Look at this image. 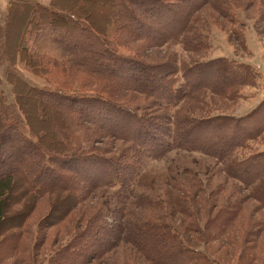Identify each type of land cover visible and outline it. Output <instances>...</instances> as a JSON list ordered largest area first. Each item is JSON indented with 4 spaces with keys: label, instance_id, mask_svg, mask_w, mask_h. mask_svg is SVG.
I'll return each instance as SVG.
<instances>
[{
    "label": "trees",
    "instance_id": "trees-1",
    "mask_svg": "<svg viewBox=\"0 0 264 264\" xmlns=\"http://www.w3.org/2000/svg\"><path fill=\"white\" fill-rule=\"evenodd\" d=\"M55 1L50 0L45 5L37 0H10L6 21L0 26V146L6 138V146L13 149V155L10 153L6 157L0 152V166L6 161L12 163L11 167L0 173V229L8 221L4 214L5 204L15 181L22 184L25 199L59 192L73 195L77 203L95 189L104 187L112 190L106 192L105 200L111 203L113 199L119 203L113 210L106 209H110V221H117L115 227H110L114 229V237L118 238L123 230L119 220L123 218L124 224H127L125 218L133 216L130 202L134 198L139 199L137 206L143 207L146 205L144 201L151 199L149 192H146L149 185L144 182L149 180V174L143 168L145 159H159L173 148L185 150L188 147L204 153L219 150L224 155L241 145L242 135L238 134L241 129L234 118L229 121L230 124L222 122L221 128L217 123H221L223 118L172 114L171 109L179 108L197 86L208 87L212 78L208 82L202 78V67H197L201 62L180 67L170 63L151 65L136 54L125 55L121 52V48L127 44L137 45L142 40L146 47L172 40L183 43L185 50L196 52L202 46L203 36L196 25L199 24L200 10L205 8V0H181L183 5L176 4L177 0H113L112 4L111 0H100L104 8L101 16L88 9V4L93 0H70L71 3L65 8H59ZM28 7L37 13L39 24L46 23L45 29L62 32L57 35L46 32V37L51 40L50 45L39 42L36 46L30 29L22 31L19 40V26L26 24V16L23 13L13 16V12L16 9L27 10ZM83 11L89 14V18L81 15ZM137 13L145 15L150 22L137 17ZM62 37L75 41L77 52H67L58 42ZM17 62L36 75L49 76L58 82L81 75L85 78L76 83V88L89 86L92 90L86 93L76 91L69 95V92L52 86L46 79L51 87H39L19 73ZM109 62L112 68L107 66ZM211 72L212 76H216L218 71L212 69ZM143 74H151L152 78L142 83L137 77ZM179 74L184 80L183 86L178 83ZM18 84L30 95L24 94V91L21 94L37 98L39 114L45 112L47 124L39 132L34 130L19 100ZM120 88L141 93L145 101L123 106L103 93L116 95ZM166 109L171 112L165 115L163 111ZM91 115L101 123H108V128L86 124L87 117ZM123 115L127 118V124H133V129H128L122 122ZM154 118L166 121V126H155ZM33 122L37 126V121ZM174 125L175 134L172 135ZM97 136L119 143L113 155L89 152L95 149L93 142ZM215 153L211 152L219 157ZM231 169H236L231 173L241 183L253 186L256 196L264 205L261 195L264 192V166L253 159L251 162L243 160ZM99 170L101 172L94 177ZM76 175H82L89 182L86 183L83 178L77 179ZM229 208L220 222L216 219L209 222L213 230L222 232L227 224L233 223L237 206ZM183 210L187 215L191 214L189 208ZM134 221V227L140 231L147 227H161L162 233L157 231V238L149 233L147 239L137 236L129 238V244L137 251L148 250L149 255L156 254L160 257L158 260L166 264H177L175 260L178 256L187 253H192L195 258L189 264H213L207 254L189 251L168 225L153 222L151 218H134ZM89 227L101 229L97 224ZM196 227L200 228L198 224ZM14 240L10 238L8 242L13 248ZM162 244L169 253L159 256L155 248Z\"/></svg>",
    "mask_w": 264,
    "mask_h": 264
},
{
    "label": "rangeland",
    "instance_id": "rangeland-1",
    "mask_svg": "<svg viewBox=\"0 0 264 264\" xmlns=\"http://www.w3.org/2000/svg\"><path fill=\"white\" fill-rule=\"evenodd\" d=\"M55 2L59 8L71 3L70 0ZM101 3L100 0H93L87 7L101 16L104 11ZM176 4L183 5L184 2L177 0ZM17 13H23L27 21L19 26V40L26 29L33 33L36 46L39 42L50 45L51 40L46 37V32L62 34L59 30L45 29L46 23L39 24L37 13L32 12L30 7L27 10L16 9L13 16ZM6 15L7 9L0 13V26L4 25ZM81 15L89 18L85 11ZM136 16L150 22L143 14L137 13ZM198 19L196 26L203 37L202 46L196 52L187 51L183 43L172 40L149 47L142 40L137 45H125L121 52L125 55L136 54L151 65L170 63L180 67L201 62L197 67H202V78L207 82L209 78L213 80L209 81L208 87L197 86L179 108L171 109L172 114L223 118L221 123H217L221 128L223 123H229L234 118L241 129L238 132L242 135L241 145L229 152L224 150V155L219 150H211L219 157L188 147L185 150L173 148L159 159H145L143 168L149 174V180L144 182L149 185L146 192H149L151 199L144 201L146 205L143 207L137 206L139 199L134 198L130 202L133 216L125 218L127 224H124L123 218L119 220L123 230L118 238L114 237V229L110 227H115L117 221H110V209L106 211L107 208L113 210L119 204L113 199L111 203L105 200L106 192H112L111 189L97 188L78 203L73 195L59 192L25 199L22 184L15 181L5 204L4 214L8 221L0 229V264H166L158 260L160 257L156 254L149 255L148 250L137 251L129 244L131 237L147 239L149 233L157 238V231L161 233V227H147L145 231L136 229L134 218H151L153 222L168 225L189 251L207 254L213 264H264V205L256 196L253 186L241 183L231 173L236 170L231 168H236L243 160L251 162L254 159L264 166V0H205V8L200 10ZM58 42L67 52H77L75 41L62 37ZM107 66L112 68L110 62ZM16 68L26 80L39 87L47 88L49 82L66 90L69 95L76 91L86 93L92 90L89 86L76 88V83L85 78L81 75L58 82L49 76L34 74L19 62ZM212 69L218 71L216 76L211 75ZM138 78L143 83L150 80L152 75L143 74ZM178 81L183 86L184 80L180 74ZM221 87L226 88L227 92ZM16 90L34 130L39 132L44 129L47 117L45 112L39 114L37 98L24 95L30 94L21 84L16 86ZM103 93L123 106L145 101L141 93L122 88L118 89L116 95ZM52 110L56 111L55 108ZM170 112L169 109L163 111L165 115ZM121 119L128 129H133V124H127L125 116ZM33 120L37 121V126ZM152 120L155 126H166V121L158 118ZM86 122L108 128V123H101L92 115L87 117ZM174 128L175 125L172 135L175 134ZM7 142L8 139H3L0 146L4 157L13 152L6 146ZM93 143L95 149L89 152L106 156L113 155L115 146L119 144L101 136H97ZM11 166L10 161L4 162L0 166V173ZM100 172L94 173V177ZM76 176L89 182L82 175ZM261 195L264 197V192ZM230 206H237L233 223L227 224L222 232L213 230L209 222L212 219L220 222ZM183 208H189L192 215H187ZM156 218L159 220L156 221ZM91 224H97L101 229L89 227ZM197 224L200 228L196 227ZM10 238H15V249L8 245ZM155 249L159 256L169 253L164 244ZM175 261L177 264H189L195 258L192 253H187L179 255Z\"/></svg>",
    "mask_w": 264,
    "mask_h": 264
},
{
    "label": "crops",
    "instance_id": "crops-1",
    "mask_svg": "<svg viewBox=\"0 0 264 264\" xmlns=\"http://www.w3.org/2000/svg\"><path fill=\"white\" fill-rule=\"evenodd\" d=\"M9 1L10 0H0V13H2L7 9ZM37 1L45 5H48L50 3V0H37Z\"/></svg>",
    "mask_w": 264,
    "mask_h": 264
}]
</instances>
